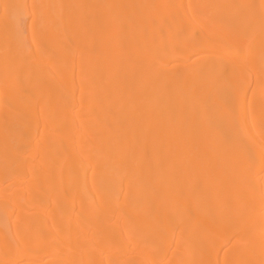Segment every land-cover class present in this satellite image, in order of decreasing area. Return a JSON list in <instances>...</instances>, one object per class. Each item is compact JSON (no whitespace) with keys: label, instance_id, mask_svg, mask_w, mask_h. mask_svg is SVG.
I'll list each match as a JSON object with an SVG mask.
<instances>
[{"label":"bare ground","instance_id":"bare-ground-1","mask_svg":"<svg viewBox=\"0 0 264 264\" xmlns=\"http://www.w3.org/2000/svg\"><path fill=\"white\" fill-rule=\"evenodd\" d=\"M263 77L264 0H0V264H264Z\"/></svg>","mask_w":264,"mask_h":264},{"label":"rangeland","instance_id":"rangeland-1","mask_svg":"<svg viewBox=\"0 0 264 264\" xmlns=\"http://www.w3.org/2000/svg\"><path fill=\"white\" fill-rule=\"evenodd\" d=\"M38 3L39 2H37V3H35V6L36 7H38ZM26 17V18H25ZM27 17L28 16H24L23 18H25L24 20H27L29 23H31L30 21V17L27 19ZM23 20V22L25 23L26 21H24ZM29 23H25V24H28L27 26H28V29H29ZM27 26H25V34H27V33H29V32H27ZM31 36H30V34H28V38H27V41H28V39L30 38ZM28 43V42H27ZM192 57H194V56H192ZM176 61L179 63V61L180 60H176L175 59V63H176ZM174 63V64H175ZM178 63H176L175 65H180V64H178ZM175 74H177V77H178V75L179 76H181L182 74H183V67H181V66H175ZM131 69V68H130ZM128 70L127 71V75L128 76H130L132 73H131V70ZM47 70V68L46 67H44V71H46ZM188 71L189 72H191L192 74L194 73V70L193 69H190V68H188ZM164 72H167V69H165L164 70ZM263 80H264V77H263ZM16 80H14V78H12V77H8L7 78V80L6 81H4L3 83H2V88H3V90H4V93H6L7 95H14V94H17L18 93V89H17V85H16V82H15ZM249 92H253V90H252V88L251 89H249ZM248 91H247V95H243L244 97L246 96L247 98H251L252 96L251 95H249L248 93H249ZM261 92V91H260ZM264 93V91L262 92V94ZM251 94V93H250ZM97 96H100V98H101V96L102 95H97ZM242 96V97H243ZM212 102H213V100L211 99V98H209ZM191 101H193V100H191ZM0 193H1V195H2V198L4 197V196H6V198L7 197H11V198H13V197H15V189H2L1 191H0ZM0 200H1V197H0Z\"/></svg>","mask_w":264,"mask_h":264}]
</instances>
